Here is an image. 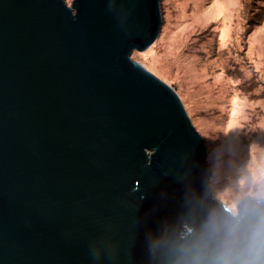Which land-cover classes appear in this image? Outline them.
<instances>
[{
	"label": "water",
	"instance_id": "95a60500",
	"mask_svg": "<svg viewBox=\"0 0 264 264\" xmlns=\"http://www.w3.org/2000/svg\"><path fill=\"white\" fill-rule=\"evenodd\" d=\"M159 0H0V264H264V199H214L204 140L131 58Z\"/></svg>",
	"mask_w": 264,
	"mask_h": 264
},
{
	"label": "rangeland",
	"instance_id": "374dc122",
	"mask_svg": "<svg viewBox=\"0 0 264 264\" xmlns=\"http://www.w3.org/2000/svg\"><path fill=\"white\" fill-rule=\"evenodd\" d=\"M256 2L264 6V0H160L156 41L131 55L179 96L204 140L214 199L232 214L243 197L264 199V10L259 23L248 22ZM231 65L251 90L239 85Z\"/></svg>",
	"mask_w": 264,
	"mask_h": 264
},
{
	"label": "trees",
	"instance_id": "16d2710c",
	"mask_svg": "<svg viewBox=\"0 0 264 264\" xmlns=\"http://www.w3.org/2000/svg\"><path fill=\"white\" fill-rule=\"evenodd\" d=\"M253 1H255V0H253ZM159 2H160V0H159ZM251 2H252V1H251ZM251 2H250V3H251ZM252 5H253V4H252ZM260 5H261L260 2H256V4H254V6H250L249 11H248V13H249V20H248V22H250V23L253 22L254 25L257 24V23H259V22H257V20H256L257 17L263 15L264 6H261V8H259ZM162 13H163V11H162V8H161V14H162ZM161 25H162V21H161ZM160 28H161V27H160ZM206 30H207V29H206ZM206 30L200 32V33L197 35V37H198V38H202L201 35L207 33ZM209 34H210V33H209ZM209 37L211 38V36H209ZM206 42H209V41L206 40ZM231 66H234V67L232 68L231 72L233 71V72H236V73H240V74H239V77H241V78H240V83H239V85L241 84V87H249V89H250V85H249V82H250V81L244 79L245 76L242 74V72H240V71H241V70H240V67H239V66H236V65H231ZM251 89H252V88H251ZM251 89H250V90H251Z\"/></svg>",
	"mask_w": 264,
	"mask_h": 264
}]
</instances>
